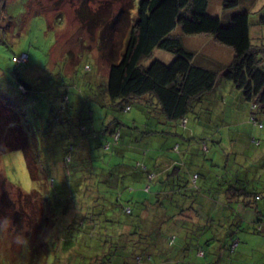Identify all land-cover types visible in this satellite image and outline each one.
I'll return each mask as SVG.
<instances>
[{
  "label": "rangeland",
  "instance_id": "374dc122",
  "mask_svg": "<svg viewBox=\"0 0 264 264\" xmlns=\"http://www.w3.org/2000/svg\"><path fill=\"white\" fill-rule=\"evenodd\" d=\"M130 1L36 0L35 5L39 8L40 4L43 5L49 12L47 15L37 12L39 9L31 5L33 0H9L7 17L0 29V96L7 107L9 100L11 101L10 109L16 117L7 120V126L0 123V128L4 134L16 131L21 133L15 144L22 146V141L25 142L35 155L38 168L43 170L39 173L42 182L37 188L29 173L25 150H8L13 141L9 144L0 136V178L3 176L7 184L23 192L19 194L20 192L9 189L4 185L3 178L0 179V197L7 193L4 203L0 198V217H11L18 229L16 212L23 211L24 208L25 212L30 213L28 207L25 208L30 205L25 201L28 197L26 194H31L36 189L42 203L45 202L43 208L52 211L48 223L42 226L38 235L36 231L28 233L30 251L26 254L0 245V264H86V256L103 254L101 250L79 246L83 241L93 247L100 242H94V239L85 236L81 239L74 237L71 232L80 230L81 223H65L62 211L64 206L77 203V198L71 199L70 195L78 188L75 185L78 179L87 184L81 190L79 198H87V189L92 190L90 184L97 189H105V184L97 177L101 173L100 169L105 171L103 176L116 183L114 189L109 188L108 198L121 190L120 193H125L123 199L135 202L132 205L137 209L146 206V199L172 206L165 219L171 223L160 226L162 243L173 234L172 225L184 228L188 234L184 242L177 241V246L186 245L192 252L189 257L194 263L264 264V199L258 201L256 207H249L238 203L236 199L227 200L224 196L225 185L228 187L229 184L238 188L247 186L250 192H264V183L259 182L261 178L264 182V175H260L261 178L257 180L242 155L244 149L248 153L255 151L263 154L254 168L255 171L256 168L264 169V126L259 128L250 122L251 104L244 99L243 92L237 90L231 82L220 79L216 90L206 95L190 112L186 127L174 123H162L158 126L142 112L138 102H133L131 110L125 113L100 105L99 97L94 99L98 93V85H104L108 81V62L99 56L98 48L102 29L96 26L91 30L88 26L84 27L76 15V9L82 7L94 17L110 18L111 21L120 17V22L124 18L128 19L129 14L133 23L138 17L140 0H132V5ZM245 4L246 0H243L242 5L249 8L251 13L252 42L264 43V27L261 32L255 30V27L264 25L260 22L264 17V0H257L256 6ZM223 12L222 0H212L209 14L217 17ZM58 15H62V24H58ZM124 33L126 35L128 29ZM173 34L183 38L186 49L194 53V63L197 65L218 71L219 66H228L234 58V50L219 43L212 34L185 35L181 26ZM121 35L114 41L117 46H121ZM124 44L126 45V41ZM22 54L29 56V62L17 65L14 62L15 56ZM173 59L174 55L170 52L155 49L143 65L147 67L154 61L170 64ZM18 79L24 80L30 87L28 93L20 91ZM65 93L69 94L70 103L67 109L58 112L55 108L59 107ZM258 117L261 119V114ZM91 121L98 137L111 136L110 131L114 125L121 124V139L106 149L96 146L98 148L90 150L82 146L79 149L82 154L80 160L85 164L78 167L80 162L75 161L74 155L70 169H76H72V176H69L68 170L63 166L68 147L80 146V124H89ZM262 121L264 123V115ZM171 126L177 127V136L165 133ZM152 127L157 128V132L148 133L147 130ZM236 160L243 167L236 166ZM174 171L175 176L165 182L167 176ZM147 173L153 177L152 181H148ZM194 174L201 175L195 183L192 181ZM221 177L226 179L220 180ZM161 180L163 182L157 187V181ZM173 185L177 187L173 196L164 194L156 197V192L165 191ZM149 187L147 192L146 188ZM40 197L37 195L38 207ZM192 206L199 212V218H202L200 224L186 223L191 215L183 214L182 210ZM257 207L262 215L257 214ZM257 223L261 225V232L255 231ZM69 226L73 230H65ZM111 229L108 232L100 229L97 239L107 241L116 230L114 226ZM231 236L238 242L235 253H230L227 248ZM70 240L77 245L68 247L66 241ZM111 242L110 246L113 244ZM195 245L204 248L206 259L200 260L194 255ZM177 261L179 264L183 262L179 259ZM105 264L137 262L124 255L120 258L113 256V261H105ZM142 264H146L145 261Z\"/></svg>",
  "mask_w": 264,
  "mask_h": 264
},
{
  "label": "trees",
  "instance_id": "16d2710c",
  "mask_svg": "<svg viewBox=\"0 0 264 264\" xmlns=\"http://www.w3.org/2000/svg\"><path fill=\"white\" fill-rule=\"evenodd\" d=\"M35 2L36 0H33L31 5H35ZM130 2L132 5V0ZM211 2L212 0H140L137 8L138 17L133 23L130 21L129 14L128 19L124 18V21L120 22V17H116L111 21L110 18L101 19L94 17L82 7L77 8L76 15L84 27L88 26L90 30L93 26L102 29L98 48L99 56L108 62V81L104 85H98V93L94 99L97 100L99 97L100 105L110 106L112 109L124 111L125 113L131 110L133 102H138L142 107V112L146 113L147 117L155 121L158 126L162 123H174L177 126L186 127L187 117L190 112L197 107L206 95L216 90L218 81L222 79L231 82L237 90L243 92L244 99L251 104L250 122L259 128L263 127L264 43L253 44L252 42L251 13L249 8L242 5L243 0H222L224 12L217 17L209 14ZM8 5L9 0H0V29L3 28L2 22L7 17L6 10ZM39 6L40 8L36 6L39 9L37 12L49 14L43 5L40 4ZM56 18L59 22L58 24H62V15H58ZM260 22L264 23V17L261 18ZM178 26H181L185 35L212 34L219 43L234 50L235 55L232 62L224 68L219 66L218 71L197 65L194 63V53L186 49L183 38L180 35L173 34V31ZM125 29H128L126 35L124 33ZM116 32L118 33L117 35ZM119 34H122L119 42L121 46L114 44L115 39H119ZM125 41L126 45L124 44ZM155 49L170 52L174 55V59L170 64L154 61L149 66H144L143 62L151 57ZM122 51L124 52L122 53ZM20 56H15L14 62L17 65H24L29 62L28 55L26 61H18ZM16 74L18 75L17 72ZM18 81L20 91L28 93L30 87L26 82L22 79H18ZM104 82L105 80H103ZM1 98L3 99V97L0 96V123L7 126V120H10L11 117H16V114L10 109L12 107L11 101L9 100L10 103L7 107ZM5 100L7 99L5 98ZM68 103H70V97L68 93H65L61 98L59 107L55 108L56 111L67 109ZM4 110L8 111L5 112ZM260 114L261 119L258 117ZM90 118L92 119V117ZM90 123L80 124V146L74 147L71 145L68 147L63 166L68 170L69 176H72L70 171L76 169L75 167L70 169V163L73 162L74 155L76 157L75 161L80 162L78 167L85 164L81 163L83 161L80 160L82 154L79 149L82 146L90 150L96 146H102L106 149L112 147L121 139V124L114 125L110 131L111 136L98 137L97 132L93 129L92 121ZM155 129L157 128L152 127L147 132L155 133L157 132ZM176 129V126H171L169 130H165L167 132H164L171 136L173 134L177 136ZM18 135L20 136L21 133L17 131L4 134L0 128V136L4 138L5 142L10 144V141H13L12 147L8 148V150H17L19 148L25 150L30 176L38 188L40 187V182H42L40 181L39 173L43 168H38L39 165L35 155L32 154L25 142L22 141V146L15 144L17 143ZM95 141L100 142L96 143ZM253 143L257 146L255 142ZM245 162H247L249 170L257 177L254 163L249 159ZM238 163L241 162L236 160L235 165L239 168L243 167L238 165ZM143 169H146L145 166H143ZM256 169L258 171L261 170V168ZM100 171L101 173L97 174V177L105 184V189H97L95 185L90 184L92 190L87 189L89 193L87 198H79L82 195L81 190L87 184L82 182L81 179L75 180L76 188L77 186L78 188L74 191L72 190L73 194L71 193L70 198H77L75 199L77 203L74 204L72 202L62 208L65 223H81L80 226L82 227H80V230L71 232L74 237L81 239V237L85 236L89 239H94V242H100L96 247L89 246L86 241L80 242L79 246L93 248L97 251L101 250L103 253H100L99 256H86V264H105V261L110 263L113 261V256L120 258L124 255L128 259H135L137 264H142L144 261L146 264H152L155 261L160 262V264H179L178 259L183 260L181 264H196L189 257L192 252H190L189 248H186V245L177 246V241L184 242L186 234H188L185 232L186 230H183L184 228H179L177 224L172 225L173 234L166 238V242L162 243L163 240L159 234L160 226H164L165 223H171L169 221L166 222L165 219H167L168 211L172 206L170 207L165 202H153L146 199V206L137 209L136 206L132 205L135 202L132 203L128 199H123L125 193H120L121 190L108 198L107 192H109V188L114 189L116 183L109 177L103 176L105 173L103 169H100ZM242 172L248 175L244 170ZM175 173L176 171L170 173L165 182L171 180ZM150 175L147 173L148 181L153 180ZM176 176L178 177V173ZM200 177V174H194L192 181L195 183ZM2 178L3 176L0 179ZM219 179L224 180L226 178L221 177ZM257 180H259V177H257ZM2 181L9 189L20 192L19 194L23 193L21 189L7 184L4 178ZM160 182H163V180L157 181V187H160ZM259 182L261 183V179ZM119 183H121V180ZM248 188L247 186L238 188L233 184H229L228 187L225 185L224 196H226L227 200L236 199L238 203L241 202L245 206L256 207V203L264 199V192H250ZM149 190L150 187L146 188L147 192ZM175 190H177V187L175 188L173 185L165 191L159 190L155 195L156 197L164 194H166L165 196L169 194L173 196L176 193ZM178 191H181V189H178ZM26 195L28 197L25 201L29 202L30 205L28 204L25 208L28 207L27 210L30 213L25 212L26 210L23 208V211L16 212L15 221L19 224L18 229H22L24 227L22 223H24L31 227V232L36 231L38 235L42 230V226L48 223V217L51 215L52 210L43 208L45 202L42 203L43 200L39 195L38 189ZM37 195L41 200L39 207L37 206ZM5 197H7V193L1 195L0 198L3 200ZM4 202L5 200H3ZM57 204L62 205L59 202ZM185 206L187 205L185 204ZM258 209L259 207H257L256 212L260 215L261 211ZM182 211L183 214L191 215L190 220H187L186 223L197 225L202 221V218H199V212L197 213V209L194 206ZM186 218L188 219V217ZM112 226L116 229L113 232V236L107 238V241L97 239L100 229H105L108 232V229L112 230ZM255 226V231L261 232V225L257 223ZM71 229V226L67 229L65 228V230L69 231ZM32 234L35 233L33 232ZM72 240L66 241L68 247L76 244ZM110 241L113 243L111 246ZM228 242V251L235 253L238 248V242L233 240V236L229 238ZM195 248L194 255L198 259L207 258L206 252L201 245H195ZM79 249L82 250L81 247Z\"/></svg>",
  "mask_w": 264,
  "mask_h": 264
},
{
  "label": "clouds",
  "instance_id": "9594fccd",
  "mask_svg": "<svg viewBox=\"0 0 264 264\" xmlns=\"http://www.w3.org/2000/svg\"><path fill=\"white\" fill-rule=\"evenodd\" d=\"M31 227L17 229L11 217H0V245L5 249L11 248L19 253L26 254L30 251L28 233ZM23 258V257H21Z\"/></svg>",
  "mask_w": 264,
  "mask_h": 264
},
{
  "label": "crops",
  "instance_id": "0c3cea01",
  "mask_svg": "<svg viewBox=\"0 0 264 264\" xmlns=\"http://www.w3.org/2000/svg\"><path fill=\"white\" fill-rule=\"evenodd\" d=\"M256 2H257V0H246V4L245 5L249 6V5L255 4ZM256 5L257 4H255V6ZM262 27H264V25H262L261 27L257 26V27H255V30H257V32L258 31L261 32V30H263ZM251 35H252V32H251ZM242 155L244 156V162L247 161V159H249L254 164L257 163V161H259L261 159V157L263 156V154H258L255 151L248 153L246 149L243 150ZM245 163L247 165V162H245ZM255 173L257 174V177L261 178L260 175H262V176L264 175V169L262 167H261V170H259V171H258V169H256ZM261 183H262V181H261Z\"/></svg>",
  "mask_w": 264,
  "mask_h": 264
},
{
  "label": "built area",
  "instance_id": "2783aa9c",
  "mask_svg": "<svg viewBox=\"0 0 264 264\" xmlns=\"http://www.w3.org/2000/svg\"><path fill=\"white\" fill-rule=\"evenodd\" d=\"M27 60V55H21L18 61H26Z\"/></svg>",
  "mask_w": 264,
  "mask_h": 264
}]
</instances>
